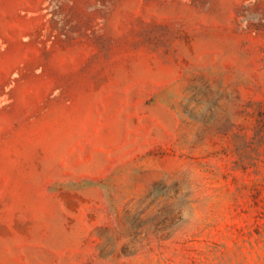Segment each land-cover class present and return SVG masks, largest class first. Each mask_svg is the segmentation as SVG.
Returning <instances> with one entry per match:
<instances>
[{
	"label": "rangeland",
	"instance_id": "1",
	"mask_svg": "<svg viewBox=\"0 0 264 264\" xmlns=\"http://www.w3.org/2000/svg\"><path fill=\"white\" fill-rule=\"evenodd\" d=\"M0 264H264V0H0Z\"/></svg>",
	"mask_w": 264,
	"mask_h": 264
}]
</instances>
